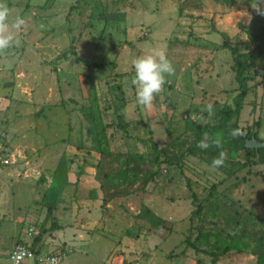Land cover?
<instances>
[{"label":"rangeland","instance_id":"obj_1","mask_svg":"<svg viewBox=\"0 0 264 264\" xmlns=\"http://www.w3.org/2000/svg\"><path fill=\"white\" fill-rule=\"evenodd\" d=\"M3 2L27 24L0 53V264H13L10 245L19 239L62 254L65 264H110L109 255L213 264L211 251L215 264H255L264 162L237 150L213 168L221 149L209 135L207 149L185 150L195 142L189 120L215 126L216 112L233 108L235 59L254 50L264 0ZM153 50L166 53L175 74L144 108L131 84L132 61ZM244 73L249 91L229 123L262 141L264 55L256 53ZM207 104L210 118L201 112ZM59 162L70 185L44 202ZM124 168L142 177L118 185L112 175ZM143 207L163 229L137 218ZM203 233L222 241L232 235L239 249L220 255L196 240Z\"/></svg>","mask_w":264,"mask_h":264},{"label":"trees","instance_id":"obj_2","mask_svg":"<svg viewBox=\"0 0 264 264\" xmlns=\"http://www.w3.org/2000/svg\"><path fill=\"white\" fill-rule=\"evenodd\" d=\"M254 50L244 54L240 55L235 59V82L238 85V92L233 97L232 104L233 108L230 107H222L220 110H218L215 114L216 118H218L219 123L215 126H211V124H204L200 125L192 120H189L188 127L189 130L192 131L195 137V142L192 147L187 148L185 150V154L193 155L194 151L199 149L197 147V143L200 142L203 135H209L212 139H216L219 137L222 139V137L225 135L226 139H222V141L225 140V146L222 145L223 151H226L228 148L230 149L227 153L229 158H234L236 155L237 150L244 151L245 157L248 158L249 154L252 152H256L258 157V162L262 163L264 162V147L260 148H252L248 149L245 147V141L253 138L255 141L259 143L264 144V140L260 141L256 134L257 131L253 132H246L245 134H241L237 137H233L230 135V132L232 130H238L236 127V124H230V120L236 116H238L240 109L242 108V104L244 101V98L246 97L249 89L247 87V77L245 75V71L248 69V67L254 63V58L256 56V53L263 54L264 55V24L262 27L254 34ZM256 52V53H254ZM241 58H243L241 60ZM89 128V127H88ZM90 130V129H89ZM89 134H91V130L88 131ZM217 136L216 138L214 137ZM151 148L153 152H156L155 144L151 145ZM96 149V148H95ZM98 153L102 152L101 148L96 149ZM227 152V151H226ZM248 162V161H246ZM239 167V166H238ZM66 169L64 166V163L59 162L55 170L52 172V184L50 188L47 190V192L44 194V202L47 201V199L52 198L54 195H61L65 189L70 185L67 175H66ZM115 179L118 180V185L121 186H127L130 183H135L137 180H139L142 175L140 174V171H133L131 174H129L128 169L124 168L122 170L117 171L114 175ZM40 182H43V178L40 177ZM51 210V207L48 208ZM137 218L140 220H143L147 223H150L151 226L155 230H160L164 228V222L161 218L157 217L149 208L143 207L140 212L137 215ZM210 233H203L199 235L198 239H196L198 242L206 243L210 248L219 250L220 255H225L231 252L232 250L239 249L235 239H233V236L230 235V239L228 241H222L219 238H215ZM212 239V242L210 243V240ZM189 242V241H188ZM212 246H211V245ZM190 245L193 246V243ZM32 247H30L31 249ZM32 251L39 253L33 249ZM251 253L256 256L255 264H264V222L262 225V231L260 236L256 239V242L252 248ZM209 255L213 256L212 263L215 264L217 261L218 255L215 254V251H211L208 253Z\"/></svg>","mask_w":264,"mask_h":264},{"label":"clouds","instance_id":"obj_3","mask_svg":"<svg viewBox=\"0 0 264 264\" xmlns=\"http://www.w3.org/2000/svg\"><path fill=\"white\" fill-rule=\"evenodd\" d=\"M257 11H259L257 9ZM27 24L25 18L19 14L13 16V13L7 3L0 0V53H4L11 48L15 42V33H19ZM132 67L134 75L131 79L132 86L135 87L136 102L139 106L150 108L158 94L163 91L166 83V76L175 74V69L167 55L162 50H153L151 54L139 56L133 59ZM201 112H207L209 118L213 115V106L207 104ZM204 119L203 116L200 117ZM239 130H232L230 135L234 138L241 135ZM207 135L204 139L197 143V147L207 149ZM218 149H222V142L219 137L212 141ZM228 154L221 150L217 157L212 160L213 168H221L224 166Z\"/></svg>","mask_w":264,"mask_h":264},{"label":"built area","instance_id":"obj_4","mask_svg":"<svg viewBox=\"0 0 264 264\" xmlns=\"http://www.w3.org/2000/svg\"><path fill=\"white\" fill-rule=\"evenodd\" d=\"M9 259L13 264H22L25 261H34L37 264H65L62 254L36 253L30 249V245L17 243L9 253Z\"/></svg>","mask_w":264,"mask_h":264},{"label":"crops","instance_id":"obj_5","mask_svg":"<svg viewBox=\"0 0 264 264\" xmlns=\"http://www.w3.org/2000/svg\"><path fill=\"white\" fill-rule=\"evenodd\" d=\"M11 171V170H10ZM9 171V172H10ZM5 215V213H3V215H1V216H4ZM0 216V217H1ZM21 218L20 217H18L17 218V220H18V222H20V221H22V219L20 220ZM0 240H2V238L0 237ZM31 240V239H30ZM29 240V241H30ZM96 239H94V241H95ZM29 241H26V240H21V239H19V240H17L16 241V243L14 244V243H12L11 242V245H10V249L11 248H13L17 243H23V244H27V245H30V247H33V248H35L34 246H32V243H30ZM96 241H98L99 243H102V244H107L106 242L104 243L103 241H102V238L100 237L99 238V240H96ZM32 242V241H31ZM118 243V242H117ZM119 246V245H118ZM9 249V250H10ZM35 251H37V252H40V253H44L43 251H41V250H39L38 248H35ZM107 255V254H106ZM108 256V255H107ZM113 255H109L108 257H106L107 258V260H110V264H141V262H133V263H128V260H127V258L126 257H123V256H120L119 258H118V256L117 257H112ZM254 260V262H255V259H253ZM37 264V263H35L34 261H25V262H23L22 264Z\"/></svg>","mask_w":264,"mask_h":264},{"label":"water","instance_id":"obj_6","mask_svg":"<svg viewBox=\"0 0 264 264\" xmlns=\"http://www.w3.org/2000/svg\"><path fill=\"white\" fill-rule=\"evenodd\" d=\"M245 147L248 149L264 147L263 143L255 141L253 138L245 141Z\"/></svg>","mask_w":264,"mask_h":264}]
</instances>
